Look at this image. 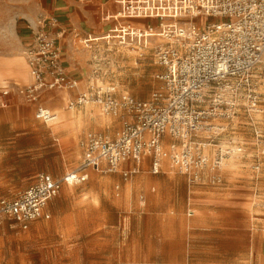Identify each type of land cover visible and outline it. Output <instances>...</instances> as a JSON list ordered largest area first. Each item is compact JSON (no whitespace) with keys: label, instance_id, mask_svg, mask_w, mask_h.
<instances>
[{"label":"rangeland","instance_id":"obj_1","mask_svg":"<svg viewBox=\"0 0 264 264\" xmlns=\"http://www.w3.org/2000/svg\"><path fill=\"white\" fill-rule=\"evenodd\" d=\"M41 3L0 0L4 84L20 87L29 82L17 74L24 62V25L29 15L35 19L42 13ZM86 31L96 35L92 42H80V34L69 45L72 61L81 71L78 78L72 77L78 88L68 91L70 97L96 81L112 83L118 92L138 99L150 98L160 85L153 76L159 68L153 64L152 51L118 45L110 34H101L99 26ZM64 92L40 96L41 104L58 114L56 120L61 119L59 112L69 115L58 131L49 126L56 120L39 121L33 105L15 93L6 106H0V198L22 191L39 173L63 176L78 165V142L85 133L109 132L107 128L114 132L120 127V120L109 116L100 126L96 114L101 111L96 105L67 108L70 97L64 100ZM85 110L91 113L76 121ZM228 135L241 140L246 152L232 156L235 166L226 161L220 186L202 182L189 186L169 164L157 174L142 164L126 180L117 174L89 171L84 182L63 184L49 200L48 219L39 218L21 229L1 216L0 264H264V104L251 123L239 110ZM254 164L262 167L258 173ZM188 208L191 216H187Z\"/></svg>","mask_w":264,"mask_h":264},{"label":"built area","instance_id":"obj_2","mask_svg":"<svg viewBox=\"0 0 264 264\" xmlns=\"http://www.w3.org/2000/svg\"><path fill=\"white\" fill-rule=\"evenodd\" d=\"M116 2L122 16L106 14L105 21L111 19L113 24L105 33L118 45L150 49L153 64L159 68L153 76L160 85L150 98L138 99L118 92L112 83L93 81L67 100L69 109L96 105L101 114L117 117L120 127L114 132L107 128L109 132L85 133L78 142V165L63 176L39 173L22 191L0 198V217L11 219L21 229L39 218L48 219L49 200L63 184L84 182L89 171L117 174L126 180L142 164L153 174L169 164L189 186L200 182L220 186L227 159L246 152L243 142L228 134L239 110L250 123L263 111L264 0ZM132 19L157 22L136 24ZM25 28L28 37L22 56L30 79L20 87L0 86V106H6L15 93L33 105L36 119L51 123L56 115L41 104V94L78 88L62 61L66 29L55 16L42 13ZM89 39L82 42L87 44ZM252 167L255 173L262 168ZM192 214L188 208L187 216Z\"/></svg>","mask_w":264,"mask_h":264},{"label":"crops","instance_id":"obj_3","mask_svg":"<svg viewBox=\"0 0 264 264\" xmlns=\"http://www.w3.org/2000/svg\"><path fill=\"white\" fill-rule=\"evenodd\" d=\"M40 8L42 13L55 16L60 24L65 27V35L63 36L61 43L62 61L68 75L78 78V75L81 74V71L78 67H75V63L72 61V55L69 47L70 43L74 44V38L80 34V38L82 39L85 38L84 36L89 37V40L94 39L96 35L92 36V32H87L86 28H96L99 26L101 28L100 33H105L112 26L113 21L111 19L105 21L104 16L106 14L114 15V13L119 11V5L117 4L116 0H42ZM96 15L99 18L98 21ZM27 21L33 22V16L29 15ZM136 24L142 23L138 22ZM24 27H26V24ZM24 31L27 33L26 28ZM82 39H79V41L82 42ZM29 79L27 80L29 81ZM5 85L9 84H4L1 86ZM64 94L65 96L63 99L67 100L70 97V93L64 92ZM98 124L101 126L100 123Z\"/></svg>","mask_w":264,"mask_h":264},{"label":"bare ground","instance_id":"obj_4","mask_svg":"<svg viewBox=\"0 0 264 264\" xmlns=\"http://www.w3.org/2000/svg\"><path fill=\"white\" fill-rule=\"evenodd\" d=\"M117 13V12H116ZM116 13H114V15L117 17V18H119L120 16H122V14H119V11H118V14H116ZM113 15V16H114ZM153 32H156V30H153ZM113 37L111 36L110 37V39H112ZM114 41V40H113ZM132 50H135V49H132ZM24 59V58H23ZM19 67L21 68L20 69V71H22L21 73L20 72H18L17 74L19 75V76H21L23 79H25V80H27V79H29V74H28V69H27V66H26V63H25V61L23 62V63H20V65H19ZM5 78H6V76H4V75H2V74H0V83L3 85L4 84V81H5ZM55 98V97H54ZM50 101V100H49ZM53 101V100H52ZM58 101V100H57ZM92 106V105H91ZM60 108V107H59ZM93 110V109H92ZM86 112L84 113V114H82V113H79L78 115H77V117L75 118L76 119V121H79L83 116H87L88 115V113H91V112H89V110H85ZM53 113L56 115V119L58 118V114H56L54 111H53ZM65 113V112H64ZM64 113H62V112H59V114H60V118L61 119H59V120H56L57 122L55 123V124H52V125H49V126H51L52 127V130H54V131H58V130H60L61 129V123H62V121H64L65 119H66V117H68L69 115H65ZM98 113V112H97ZM96 115H99L100 117L98 118V123H100L101 125H104L107 121H108V118H107V116L106 115H103V114H101V113H98V114H96ZM257 116H260V114H258ZM83 119V118H82ZM70 123H73V121H69ZM68 126V125H67ZM65 127V126H64ZM72 131H74V130H72ZM227 161H228V163H227V165L228 166H235L234 165V163H235V161H234V157H229L228 159H227ZM225 164H226V162H225ZM226 165V166H227ZM225 166V165H224Z\"/></svg>","mask_w":264,"mask_h":264}]
</instances>
